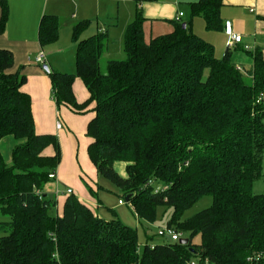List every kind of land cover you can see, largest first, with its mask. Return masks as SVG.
Returning a JSON list of instances; mask_svg holds the SVG:
<instances>
[{
  "label": "trees",
  "instance_id": "1",
  "mask_svg": "<svg viewBox=\"0 0 264 264\" xmlns=\"http://www.w3.org/2000/svg\"><path fill=\"white\" fill-rule=\"evenodd\" d=\"M155 1L135 0L124 59L106 62L103 72L107 36L81 40L90 25L84 21L73 28L75 73L49 75L58 107L82 112L95 103L87 136L99 177L118 188L140 222L154 224L160 207L171 208L167 228L187 233L190 243L141 247L136 228L99 217L73 194L58 215L56 199L44 190L61 161L59 139L37 134L31 98L21 91L27 77L10 72L13 53L0 48V143L20 141L10 164L0 150V214L9 217L0 221V264H264V194L253 192L264 178L262 53L246 75L231 62L228 47L217 58L191 22L183 28L176 21L173 32L146 41L142 4ZM222 6L223 0L191 3V19L202 17L208 30L222 31ZM0 8L2 35L8 0H0ZM59 30L56 17L44 16L40 43L56 42ZM77 78L90 93L82 105L73 92ZM50 146L55 155L43 157ZM117 163L125 164V176ZM208 196L210 208L183 220Z\"/></svg>",
  "mask_w": 264,
  "mask_h": 264
},
{
  "label": "crops",
  "instance_id": "2",
  "mask_svg": "<svg viewBox=\"0 0 264 264\" xmlns=\"http://www.w3.org/2000/svg\"><path fill=\"white\" fill-rule=\"evenodd\" d=\"M197 1L199 0H157L142 4L146 41L173 32L178 15L183 13L180 22H191L192 31L211 43L215 56L222 58L227 52L226 27L231 26L236 34L242 36V41L229 49L231 62L242 68V73L250 75L254 69L255 54L261 52L264 58V0H223L221 17L224 29L216 31L218 37L213 34L215 31L206 28L202 17L191 19L190 4ZM8 3L10 17L5 32L0 35V48L13 53L14 66L10 72L21 71L27 77L21 91L31 98L37 134L56 135L61 148L56 179L45 187L44 194L56 199L57 213L62 216L69 197L66 190L71 189L74 196L103 218L105 214L101 208L106 199L100 192L104 187H97L101 178L88 154V147L93 139L87 136V128L95 116V103L82 112L68 105L58 107L53 97L49 73H75L77 44L72 38L73 28L84 21H88L90 25L82 33L81 40L104 34L107 36L103 55L106 62L124 59V36L128 26L136 18L137 4L135 0H8ZM44 16L56 17L60 23L58 40L45 46L39 40L40 23ZM40 51L46 54L45 64L35 61ZM45 65L49 66L50 72L44 69ZM73 92L79 105L90 98L89 91L79 78L73 84ZM59 123L61 128H58ZM5 143H9L12 153L20 141L14 137L1 141L0 150L8 163L12 158L5 157L3 153ZM54 155L55 149L52 146L42 153L43 157ZM115 169L120 175H126L125 164L117 163ZM83 181L93 189L95 195L90 194ZM132 213L137 218L133 211ZM144 245L140 244L141 247Z\"/></svg>",
  "mask_w": 264,
  "mask_h": 264
},
{
  "label": "rangeland",
  "instance_id": "3",
  "mask_svg": "<svg viewBox=\"0 0 264 264\" xmlns=\"http://www.w3.org/2000/svg\"><path fill=\"white\" fill-rule=\"evenodd\" d=\"M213 34L216 35L217 32L215 31L213 32ZM216 36L218 37V34ZM115 59H120V58H115ZM101 68L102 71L105 72L106 59L104 58L101 60ZM11 149L12 148L11 146H9V143H5V145L2 147L5 157L9 158L11 156L12 158ZM11 161L12 160H10L8 163H11ZM100 180H101L100 185L104 187V189L101 190L100 194L101 195L103 194L106 199L105 203L103 204V207L101 208L102 212L105 214L103 216L104 219L109 220V219L117 218L120 221H122L124 224L128 223L126 225H130V226L133 225L132 227L138 230L139 244H146L148 241L150 244H162L166 242H172L170 237H168L167 235L164 237L159 236V231L162 230L166 231L168 229L167 224L172 214L171 208L160 207L158 209L157 221L154 224L140 222L134 216L132 210L129 208L126 202L123 206L118 205L119 200L123 199L120 195V191L118 190V188L105 178H101ZM253 192L257 195L264 194V178L255 182L253 187ZM212 205H213L212 197L208 196L203 198L197 204H195L191 209L185 212L183 216V220L193 217L194 215L202 212L203 210L210 208ZM8 220H9L8 216H2L0 214V221H8ZM140 223H142V225H140ZM188 237L189 236L187 233L183 234V238H188ZM194 242L200 243L201 237L196 236Z\"/></svg>",
  "mask_w": 264,
  "mask_h": 264
},
{
  "label": "built area",
  "instance_id": "4",
  "mask_svg": "<svg viewBox=\"0 0 264 264\" xmlns=\"http://www.w3.org/2000/svg\"><path fill=\"white\" fill-rule=\"evenodd\" d=\"M183 17V13H180L177 17V21H180L181 18ZM226 34L228 36V41H227V47L230 49L232 47L235 46V44H238L242 41V36L239 35V34H236L231 26H227L226 27ZM35 61L38 63V64H45L46 62V54L44 51H40L36 58H35ZM238 71L240 72H243L242 71V68L240 67H236ZM58 128H61V124L59 123L58 124ZM49 179L50 180H55L56 179V172H52L50 175H49ZM164 189H167V188H164ZM160 191V188H157L156 192H159ZM73 191L71 189H67L66 190V195H72ZM38 194H41L38 192ZM119 204L123 205L125 204L124 200H120L119 201ZM168 236L170 237L171 241L172 242H177L179 240H181L183 237H182V234L181 233H178L177 231L173 230V229H167L166 231L165 230H162V231H159V236ZM192 264H197L195 262H193Z\"/></svg>",
  "mask_w": 264,
  "mask_h": 264
},
{
  "label": "water",
  "instance_id": "5",
  "mask_svg": "<svg viewBox=\"0 0 264 264\" xmlns=\"http://www.w3.org/2000/svg\"><path fill=\"white\" fill-rule=\"evenodd\" d=\"M187 27V24L184 23L183 24V28H186ZM44 69L47 71V72H50V69H49V66L48 65H45L44 66ZM129 197L126 198V201H128ZM190 243V239L189 238H182L180 241H179V244L181 245H188ZM193 251V249H192Z\"/></svg>",
  "mask_w": 264,
  "mask_h": 264
}]
</instances>
